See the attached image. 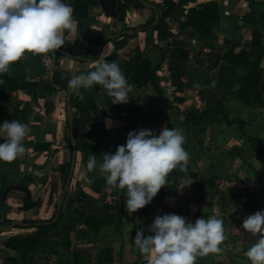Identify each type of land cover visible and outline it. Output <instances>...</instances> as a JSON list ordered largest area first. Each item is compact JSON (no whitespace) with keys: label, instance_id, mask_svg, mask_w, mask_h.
<instances>
[{"label":"crops","instance_id":"1","mask_svg":"<svg viewBox=\"0 0 264 264\" xmlns=\"http://www.w3.org/2000/svg\"><path fill=\"white\" fill-rule=\"evenodd\" d=\"M76 1L86 6L87 17L74 20L75 31L64 30L65 44L61 46L74 53L86 52L97 40L112 34L130 33L153 14L149 7L130 5L120 21L118 17L106 16L97 0H65L72 7ZM147 1L164 6L166 0ZM168 1L176 4L179 0ZM249 1L251 6L247 0H195L184 7L181 22L187 20V9L208 2L217 3L220 20L187 27L181 35L177 34L179 21L172 14L166 18L168 28L161 36L154 28L138 31L117 50L112 42L102 44L98 56L97 46L82 59L55 49L54 61L51 53L26 51L10 64L7 72L15 80H43L56 88L52 83L54 62L66 71L62 72L66 78L92 70L93 60L102 52L104 58L115 53L127 62L122 71L130 82L136 63L146 59L153 67L163 54L156 71L162 97L149 83L138 86L130 82L134 88L126 103L112 104L106 89L96 88V84L90 89L81 87L85 90L81 98L89 109L90 128L103 133L96 135L98 160L103 153L114 152L117 145L124 144L129 131L148 128L158 134L162 126L182 130L189 159L184 169L177 167L168 174L167 185L161 186L145 205L146 214L129 213L125 208L126 189H110L98 168L88 173L91 184L80 179L79 172L88 158L79 151L64 182L63 167L72 162L73 151L67 124V89L46 93L40 86L32 95L22 90L0 91V115L17 112L14 120L30 128L23 140L25 153L11 162L0 161V264H6L10 254L4 243L11 236L33 233L35 224L31 226L30 222L55 219L56 210L62 217L50 232L48 244L22 250L15 256V264H147L148 257L132 243L136 231L143 229L144 235H150L148 226L153 218L169 212L183 215L188 221L212 214L223 220L226 238L221 242L222 251L199 256L196 264H250L245 253L251 233L243 226H234V215L242 220L249 215L251 204L259 198L255 192L264 189V152L259 145L244 142L245 131L234 136L232 130L237 124L228 126L223 117L233 120L230 108L235 113L238 107H251L258 100L264 107V96H256L258 91H264V86L260 88L263 76L251 105L240 102L236 91L241 74L235 88L229 86L228 76L218 82L217 77H223L226 68H219L224 63L216 59L218 47L214 44L227 34L228 42L220 46L224 50L219 53L223 55L231 46L238 52L249 47L254 30L264 32V0ZM73 15L83 18L84 11ZM194 28L200 30L198 35L193 33ZM121 41L122 37L118 39ZM200 51L205 68L196 59ZM261 67L264 69V59ZM219 107L224 111L221 118ZM200 110H204V116L198 117ZM208 121L210 126L206 127ZM190 122H195L194 130L188 128ZM4 139L0 135V142ZM173 176L176 181L170 184ZM61 196L64 200L58 211L57 200ZM25 200L27 208H23ZM235 208L238 211L233 214Z\"/></svg>","mask_w":264,"mask_h":264},{"label":"clouds","instance_id":"2","mask_svg":"<svg viewBox=\"0 0 264 264\" xmlns=\"http://www.w3.org/2000/svg\"><path fill=\"white\" fill-rule=\"evenodd\" d=\"M65 29L75 31L73 8L65 0H0V74L26 51L49 54L60 48L65 44ZM102 53L93 60L92 70L69 79L68 88L79 92L81 87L90 89L99 84L112 104L126 103L134 85L119 64L107 61ZM29 133L26 123L14 119L0 122V135L6 137L0 142V161L11 162L23 155V140ZM184 142L179 128L162 126L158 134L148 128L131 130L114 152L103 153L99 160L90 153L79 177L91 184L88 173L98 168L106 186L126 189L125 208L133 213L167 185L173 169L186 167L189 153ZM241 224L257 236L245 253L250 264H264V209L246 215ZM148 231L151 234L144 235L143 229H137L132 242L148 257L147 264H196L199 256L222 251L221 242L226 238L223 220L217 214L188 221L183 215L164 213L153 218Z\"/></svg>","mask_w":264,"mask_h":264},{"label":"trees","instance_id":"3","mask_svg":"<svg viewBox=\"0 0 264 264\" xmlns=\"http://www.w3.org/2000/svg\"><path fill=\"white\" fill-rule=\"evenodd\" d=\"M96 1V0H95ZM250 4L252 3L247 0ZM195 0H179L178 3H173L171 1L166 0L165 5L162 6L160 4L150 3L147 0H117V12H118V20H124L126 10L130 5L140 6V7H149L152 9V17L145 24L130 29V33L127 32H118L110 35L109 37H104L97 40L90 49L86 50V52H78L74 53L71 48L68 47H60L56 49V52L63 51L67 56H75L78 59L86 58L87 51L94 49L99 42L102 44L107 42H112L114 45V50L119 49L125 42L133 37L138 31L148 30V29H156L158 31V36H161L168 28V24L165 21L166 18L170 17L172 14H175L177 20L179 21L178 25V35L184 34L185 28L193 26V25H201V24H211L218 22L220 20L219 8L217 3L208 2L205 4H201L199 6H195L187 9V20L185 22L180 21V17L183 16L184 7L189 3H193ZM73 14L79 12L80 10L84 11L83 18L74 17V20L85 19L87 15L86 6L80 2H74L73 4ZM157 24H154L155 22ZM122 37V41L118 42V39ZM174 42H172L173 44ZM234 46H231L227 49L221 60L235 68L241 72L240 76V88L237 89L236 95L237 99L247 105H251L254 93L258 89L262 76L264 74L263 68L261 67L262 60L264 59V32L260 33L257 30L252 32V39L250 41V45L247 49H241L238 52L234 51ZM51 53V51H50ZM49 53V55H50ZM164 55L160 56L159 62L152 67L151 63L143 59L142 61L136 63L134 66V70L130 77V82L135 83L140 86L145 83H149L155 90V92L162 97L161 90L158 86L156 79V71L160 68V64L163 61ZM107 61L115 60L121 69L126 67L127 62L116 55L115 53L110 54L105 58ZM55 69L53 70L52 83L56 86H50L47 82L41 80L39 82H27V81H17L13 77L10 76L8 72L0 74V91H17L22 90L27 94L32 95L40 86L44 88L46 93H52L56 89H67L68 91V81L73 76L70 75L66 78L62 76V72H66L58 67V64L54 62ZM69 73V72H68ZM75 75H78L77 73ZM102 87L99 84H96V88ZM85 90L81 88L79 92H70L69 95V111L67 117V124L69 128V135L71 140V148L73 149L72 143H75V150L84 154L87 158H89L90 153H94L97 155V145L99 141L96 138V135H102V131L93 130L90 128L91 116L89 113L88 107L84 104L81 95L84 94ZM1 113V112H0ZM17 112H13L12 114H6V117H2L0 115V121L15 119ZM72 120L71 126H69V120ZM223 120L226 125L230 126L232 124H237L240 129L243 128V123L237 119L229 120L227 115L223 117ZM249 141L254 145H259L261 150L264 152V143L259 138H249ZM71 174V161L67 163L63 167V175L64 182L67 180L69 175ZM176 181V177H170V184ZM123 198V195L121 196ZM61 203L64 198L61 196ZM29 204L27 200L24 201L23 208H27ZM61 205L58 207L60 208ZM136 215H144L146 214L145 206L133 212ZM57 220L52 222L54 219L51 218L49 221H33L30 222V225H34L35 231L31 234L27 235H17L11 236L5 243L4 246L8 249L10 254L7 256L5 262L6 264H15L16 262V254L21 252L22 250L32 248L35 246H43L48 244V239L50 237V232L56 227L59 220L61 219V214L57 212ZM89 220V219H88ZM88 220H85L86 224L89 223ZM0 223V227H1Z\"/></svg>","mask_w":264,"mask_h":264},{"label":"rangeland","instance_id":"4","mask_svg":"<svg viewBox=\"0 0 264 264\" xmlns=\"http://www.w3.org/2000/svg\"><path fill=\"white\" fill-rule=\"evenodd\" d=\"M199 29L198 28H194V31L193 33L195 35H198L199 34ZM214 35V34H213ZM226 37H224V39H220L219 41L216 40V42L214 44L217 45L218 48H216V59L218 61H222L221 60V56H222V53H219L220 51L222 52V50H224L222 47L220 46H223L225 45L226 42H228V37H227V34H225ZM215 36V35H214ZM216 37V36H215ZM214 37V38H215ZM216 39V38H215ZM214 39V41H215ZM204 44V43H202ZM199 56L196 58L199 62H198V65H200L201 67H204L207 65L206 62L204 61V58L201 54V51L199 52L198 54ZM223 62V61H222ZM224 63V62H223ZM216 65V64H215ZM225 65V63H224ZM224 65H219V68L221 69H224L225 73L223 75V77H217V80L218 82H224V78H226V76L229 77V80H228V84L230 87L232 88H235V85L237 83V78L239 76V74H241V72H238V71H235L233 69H229L227 68L226 66ZM227 65V64H226ZM264 71V69H263ZM262 86H264V75H263V80H262V83H261V86L260 88H262ZM264 88V87H263ZM256 96L258 98L264 96V91L262 92H257L256 93ZM260 96V97H259ZM258 100V99H257ZM223 107H219L218 109V114H220V118L223 117L222 113L224 112ZM188 110V109H186ZM237 112H233V109L230 108V112H231V117H234L232 119H238V120H242L241 122L243 123V129H240L238 125H236L235 127H233V130H232V134L234 136L237 135V133H239L240 131H245L243 133V139H244V142L246 143H250L252 145V143L249 141V138L251 136H255V138L259 137V136H263L264 137V118L262 115H264V107H262L261 104H259V100L257 101V103H254L252 104L251 107H238L236 109ZM204 110H200L197 114L198 117H200L201 115L204 116L203 114ZM233 112V113H232ZM192 116V114H189ZM217 118V117H216ZM220 118L218 119V122H219V125H220ZM198 121V119H197ZM194 125H195V122H190L187 126L188 128H192L194 130ZM206 127H208V125L210 126V121H208V124L206 123ZM231 130V129H230ZM229 130V131H230ZM239 131V132H238ZM250 134V135H249ZM251 138H254V137H251ZM264 141V139L262 140ZM206 140L202 141L203 143V146L206 145ZM254 190V189H252ZM257 195L255 197H259V198H256L255 199V202L251 204V208H250V214H252L253 212L257 211V210H261V209H264V189L263 191L260 192H255ZM252 196H254V194L252 193L251 194ZM232 205V204H230ZM237 203L234 204V207H236ZM234 210V209H233ZM235 211H238L236 208L234 210V213L235 214ZM242 219L240 218V216L238 214H235L234 215V226L235 227H242ZM257 239V236L253 235V234H250V238H249V243H250V246L255 243ZM238 241V240H237ZM241 241V240H240ZM236 257H238V253L235 252L234 254ZM241 256V255H240Z\"/></svg>","mask_w":264,"mask_h":264},{"label":"water","instance_id":"5","mask_svg":"<svg viewBox=\"0 0 264 264\" xmlns=\"http://www.w3.org/2000/svg\"><path fill=\"white\" fill-rule=\"evenodd\" d=\"M99 5L101 6L104 14L108 17H112V18H117L118 17V12H117V0H97ZM102 45V42H99L98 45H97V48H96V52H97V56L100 52V47ZM54 54H55V50H51V55H52V61H54ZM70 92H68V96H67V112L68 114L70 115V111H69V108H68V105H69V95H70ZM72 124V120H71V117H70V120H69V126H71ZM72 146H73V151H72V162H71V170L73 169V161H74V157L76 155V150H75V143L73 142L72 143ZM68 184V182H67ZM57 205L58 207L61 205V200L60 198H58L57 200ZM58 211H59V208H58ZM57 217V216H56ZM56 217L53 221L56 220ZM52 221V222H53Z\"/></svg>","mask_w":264,"mask_h":264}]
</instances>
